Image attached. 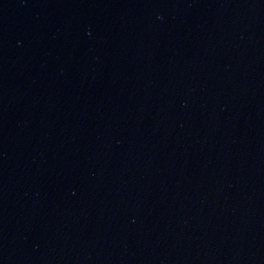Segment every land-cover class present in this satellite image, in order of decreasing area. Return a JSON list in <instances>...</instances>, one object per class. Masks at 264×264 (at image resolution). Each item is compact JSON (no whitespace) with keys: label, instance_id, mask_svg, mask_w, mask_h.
<instances>
[{"label":"water","instance_id":"obj_1","mask_svg":"<svg viewBox=\"0 0 264 264\" xmlns=\"http://www.w3.org/2000/svg\"><path fill=\"white\" fill-rule=\"evenodd\" d=\"M0 264H264V0H0Z\"/></svg>","mask_w":264,"mask_h":264}]
</instances>
